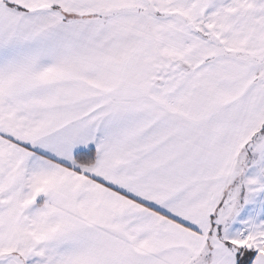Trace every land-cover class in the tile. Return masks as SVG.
Segmentation results:
<instances>
[{
  "label": "snow or ice",
  "instance_id": "6c2138e0",
  "mask_svg": "<svg viewBox=\"0 0 264 264\" xmlns=\"http://www.w3.org/2000/svg\"><path fill=\"white\" fill-rule=\"evenodd\" d=\"M0 264H264V0H0Z\"/></svg>",
  "mask_w": 264,
  "mask_h": 264
}]
</instances>
